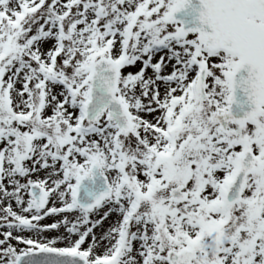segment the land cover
Returning <instances> with one entry per match:
<instances>
[{
    "label": "snow or ice",
    "instance_id": "snow-or-ice-1",
    "mask_svg": "<svg viewBox=\"0 0 264 264\" xmlns=\"http://www.w3.org/2000/svg\"><path fill=\"white\" fill-rule=\"evenodd\" d=\"M0 264H264V0H0Z\"/></svg>",
    "mask_w": 264,
    "mask_h": 264
}]
</instances>
